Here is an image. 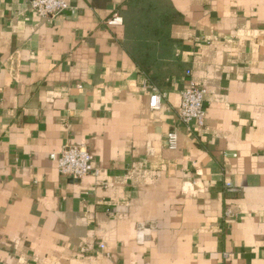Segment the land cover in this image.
Masks as SVG:
<instances>
[{
	"label": "crops",
	"instance_id": "0c3cea01",
	"mask_svg": "<svg viewBox=\"0 0 264 264\" xmlns=\"http://www.w3.org/2000/svg\"><path fill=\"white\" fill-rule=\"evenodd\" d=\"M67 1L43 19L0 0V264H264V0ZM132 12L156 24L142 52ZM188 68L206 89L190 130ZM64 145L98 173L59 174Z\"/></svg>",
	"mask_w": 264,
	"mask_h": 264
},
{
	"label": "built area",
	"instance_id": "2783aa9c",
	"mask_svg": "<svg viewBox=\"0 0 264 264\" xmlns=\"http://www.w3.org/2000/svg\"><path fill=\"white\" fill-rule=\"evenodd\" d=\"M28 2L29 13L43 19H53L67 10L72 13L75 12L67 0H28ZM106 23L108 25H120L122 24V17L118 13H114L107 19ZM191 73V69H186L185 74L190 79L181 93L178 116L188 130L191 129L192 122L197 123L200 127H206V89L190 77ZM164 97L165 92L153 88L149 95L150 109H159ZM165 144L169 149L177 147L178 131L176 129H172L167 133ZM50 158L54 161L59 174L65 177L80 178L98 173V169L93 165V156L86 145H64L58 152L51 153ZM223 187L224 192L228 195L242 192V187L236 185L232 180H225ZM223 214L226 218L236 216L230 207H227ZM100 248H103V245H100Z\"/></svg>",
	"mask_w": 264,
	"mask_h": 264
},
{
	"label": "rangeland",
	"instance_id": "374dc122",
	"mask_svg": "<svg viewBox=\"0 0 264 264\" xmlns=\"http://www.w3.org/2000/svg\"><path fill=\"white\" fill-rule=\"evenodd\" d=\"M146 16V15H145ZM128 27L130 28V40L131 44L140 50L145 51L150 49L151 38H148V34H152L154 31L155 21L153 17H143L140 12H132L130 17H126Z\"/></svg>",
	"mask_w": 264,
	"mask_h": 264
}]
</instances>
